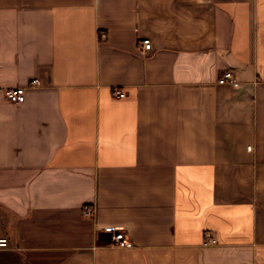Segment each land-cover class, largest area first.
Here are the masks:
<instances>
[{
	"label": "crops",
	"instance_id": "1",
	"mask_svg": "<svg viewBox=\"0 0 264 264\" xmlns=\"http://www.w3.org/2000/svg\"><path fill=\"white\" fill-rule=\"evenodd\" d=\"M0 237V264H264V0H0Z\"/></svg>",
	"mask_w": 264,
	"mask_h": 264
},
{
	"label": "built area",
	"instance_id": "2",
	"mask_svg": "<svg viewBox=\"0 0 264 264\" xmlns=\"http://www.w3.org/2000/svg\"><path fill=\"white\" fill-rule=\"evenodd\" d=\"M104 36V34H102ZM142 45L144 49H150L152 47V41L149 37H146L142 40ZM218 81L220 83H231L234 86H237L239 84V81L231 69H226L221 76L219 77ZM41 83V80L39 78H33L30 81V85H39ZM25 86H16L11 87L5 90V94L7 99L14 103H21L25 100ZM115 93L119 96H124V92L120 89L116 88ZM86 212L88 214L93 213L92 207H87ZM104 230L111 235V239L113 241V244L116 246L124 247L130 244V241L128 237L125 234L124 230L117 229L113 226H105ZM216 242V238L210 236L208 233L205 237V243H213ZM8 245V239L6 237H0V248L5 247Z\"/></svg>",
	"mask_w": 264,
	"mask_h": 264
}]
</instances>
